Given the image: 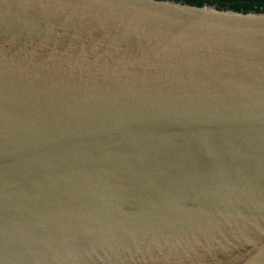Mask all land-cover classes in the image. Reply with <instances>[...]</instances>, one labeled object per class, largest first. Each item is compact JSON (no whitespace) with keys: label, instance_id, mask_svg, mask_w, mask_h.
I'll return each mask as SVG.
<instances>
[{"label":"water","instance_id":"water-1","mask_svg":"<svg viewBox=\"0 0 264 264\" xmlns=\"http://www.w3.org/2000/svg\"><path fill=\"white\" fill-rule=\"evenodd\" d=\"M0 264H264V12L0 0Z\"/></svg>","mask_w":264,"mask_h":264},{"label":"trees","instance_id":"trees-1","mask_svg":"<svg viewBox=\"0 0 264 264\" xmlns=\"http://www.w3.org/2000/svg\"><path fill=\"white\" fill-rule=\"evenodd\" d=\"M180 1V0H176ZM190 5L201 6L203 3L216 4L217 7H227L235 11H261L264 12V0H181Z\"/></svg>","mask_w":264,"mask_h":264}]
</instances>
